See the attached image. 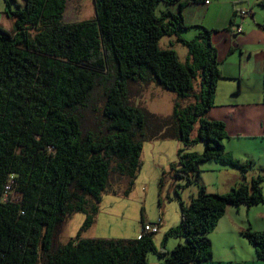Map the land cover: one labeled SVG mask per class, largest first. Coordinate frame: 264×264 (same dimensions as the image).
I'll list each match as a JSON object with an SVG mask.
<instances>
[{"label": "trees", "instance_id": "trees-1", "mask_svg": "<svg viewBox=\"0 0 264 264\" xmlns=\"http://www.w3.org/2000/svg\"><path fill=\"white\" fill-rule=\"evenodd\" d=\"M66 1L5 3L13 27L0 26V264H148L150 251L162 259L159 264L210 261L209 233L228 207L264 205L263 177L225 194L200 186L187 205L179 200L180 222L165 232L159 249L152 241L156 232L145 226L133 240L81 237L94 224L112 176L127 179L125 197L132 191L144 142L205 145L201 154L178 150L174 177L184 180V187L200 178V163L239 166L225 154L224 122L208 117L222 78L211 43L215 31L187 24L182 15L187 6L209 2L93 0L92 18L62 23ZM159 4L165 10L156 15ZM169 5L179 12L167 10ZM192 28L199 30L192 40L180 35ZM164 37L175 38L170 48L160 47ZM175 42L187 48L184 61L172 48ZM138 83L175 94L170 116L132 103L131 86ZM97 103L106 126L93 134L83 128L82 111ZM74 213L85 215L79 232L55 245L58 227ZM241 234L264 262V231L247 228ZM172 237L184 243L168 251L165 241Z\"/></svg>", "mask_w": 264, "mask_h": 264}, {"label": "rangeland", "instance_id": "rangeland-1", "mask_svg": "<svg viewBox=\"0 0 264 264\" xmlns=\"http://www.w3.org/2000/svg\"><path fill=\"white\" fill-rule=\"evenodd\" d=\"M211 2L213 6L210 7L214 8L217 2L215 0H211ZM166 9H170L174 13L179 12L176 5L166 6ZM164 10L165 5L159 4L155 13L160 15ZM206 12L207 9L204 5L192 7L188 23L204 28L215 25L217 22L212 17L204 16ZM93 16V0H67L61 21L62 23H78ZM202 21L205 25L201 24ZM221 24L222 21L217 25ZM3 26L6 28V25ZM198 32V29L192 28L181 31L180 35L186 40H192ZM168 39L170 38L164 37L160 40L161 48H170ZM172 48L178 54L179 59L184 61L187 48L180 43H176ZM131 92L133 94L132 103L135 106L145 108L161 117L170 116L175 102L174 93L164 91L153 83L147 86H142L139 83L134 84L131 86ZM98 107L97 103L95 109L89 108L82 111L83 128L93 134H100L106 126L99 117ZM262 142H264L262 139H240L228 136L222 141L225 154L235 160L239 166H247L246 171L242 172L239 166L232 167L222 165L216 160H209L198 164L200 178L194 180L189 187H184V180H177L174 177L173 168L180 167L178 150L184 149V152L201 154L205 145L200 142L195 146L184 148L176 139L144 142L141 151L142 166L132 191L128 197H125L123 193L127 186V179L112 176L107 191L102 194V201L98 205L94 224L82 232L81 237L85 239L133 240L140 236L143 226L149 232L150 228L160 221L156 233L152 235L153 245L159 249L164 243L165 232L180 222L179 200L187 205L197 195L200 186H204L208 193L225 194L236 185L249 184L252 178L261 176L263 177L261 192L264 196V148L261 145ZM13 196L16 199L15 193ZM223 218L227 219L218 221L215 228L209 233L212 259L203 264H213L214 261H221L220 264H233L239 257L245 259L255 255L254 248L243 235L241 233L234 234V230L229 226L234 223L240 225L242 232L247 228L252 231H264V205L260 204L250 208L241 205L240 209L228 207ZM84 220L85 215L82 213L67 216L57 229L55 245L65 244L74 238ZM225 220L226 222H224ZM179 243H184V240L176 237L168 238L165 241L166 250H172ZM160 262L162 259H159L152 251L148 252V264H159Z\"/></svg>", "mask_w": 264, "mask_h": 264}, {"label": "crops", "instance_id": "crops-1", "mask_svg": "<svg viewBox=\"0 0 264 264\" xmlns=\"http://www.w3.org/2000/svg\"><path fill=\"white\" fill-rule=\"evenodd\" d=\"M207 1L209 3L204 4L207 9L204 16L212 17L217 23L205 28L215 31L211 35V43L216 49L222 75L216 84L214 106L208 117L224 122L230 138L264 141V32L261 28L264 26V0H215L217 3L213 9L210 7L213 6L211 0ZM5 3L6 0H0V26L11 31L13 22L4 14ZM15 3L23 4L22 0H15ZM195 6L183 9L185 23L191 25L188 23L191 16L189 12ZM235 11L243 16H232ZM231 20L233 26L240 29L239 32L237 27L231 26ZM221 21L222 24L217 25ZM201 24L205 25L203 21ZM174 39H168V44ZM263 143L261 145L264 148ZM223 217L219 221L227 219ZM229 227L234 230V234L242 232V227L235 223ZM220 263L214 261L213 264ZM233 263L264 264L256 255L245 259L239 257Z\"/></svg>", "mask_w": 264, "mask_h": 264}, {"label": "built area", "instance_id": "built-area-1", "mask_svg": "<svg viewBox=\"0 0 264 264\" xmlns=\"http://www.w3.org/2000/svg\"><path fill=\"white\" fill-rule=\"evenodd\" d=\"M207 3H208V2H207ZM239 31H240V29H237V32H239ZM8 194H9V189H8V187H6V188H5V193H4L5 198L8 197ZM157 225H158V224H155L154 226H152V227L150 228L149 231H151V232H156ZM146 230H148V229L146 228Z\"/></svg>", "mask_w": 264, "mask_h": 264}]
</instances>
